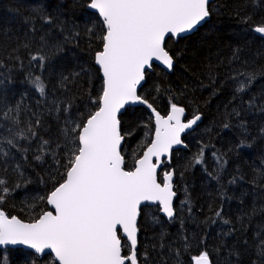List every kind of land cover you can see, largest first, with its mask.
<instances>
[{"label": "snow or ice", "instance_id": "obj_1", "mask_svg": "<svg viewBox=\"0 0 264 264\" xmlns=\"http://www.w3.org/2000/svg\"><path fill=\"white\" fill-rule=\"evenodd\" d=\"M209 4L210 0H86L82 6L94 10L96 17L95 24L85 28V35L94 36L100 43L94 55L102 74L98 97L77 105L75 96L62 99L54 92L50 94L42 76L29 72L28 83L41 97L35 108L24 105L22 99L15 104L0 102V246H29L36 258L30 264H37V260H47L48 264H152L154 258L148 250H138L141 205L151 202L168 221L178 218L173 185L176 170H164V166L171 165L173 147L184 145L181 134L197 125L201 115L196 112L184 121L185 108L171 103L169 114L162 116L138 90L147 82L154 63L173 69L178 53L173 54L168 42L201 26L212 15ZM74 6H81L79 0H74ZM33 12L41 27L32 25L38 50H29V64L43 72L46 62L63 53L65 45L75 43L81 34L74 25L69 28L59 10L55 15L41 7ZM250 19L246 17L244 22ZM57 30L62 38L54 34ZM38 31L41 34L36 36ZM252 31L264 37V20ZM15 59L19 60V56ZM233 59H239L236 52ZM259 73L264 75V69H259ZM231 78L236 82L235 93L241 106L246 104L248 111L258 107L264 112V103L258 106L255 97L247 101L243 98L257 79V70L242 67ZM67 80L62 77L61 86L65 89ZM136 104L150 110L154 128L143 125L152 138L134 167L128 169L123 145L134 132L122 124L121 114L126 106ZM229 115L239 117L241 111L234 108ZM48 116L55 118L54 131L47 123ZM230 126L228 122L223 124L224 128ZM239 126L246 131L244 121ZM260 132L264 134V128ZM238 146L243 147L244 142ZM207 147L201 146L189 166L205 164ZM211 155L218 170H222L227 161L215 152ZM30 157L38 165L52 162L47 169L51 188L46 196L35 197L30 204L25 202L33 213V219L25 222L10 216L2 205L16 190L31 183L26 174L31 167ZM158 171L162 174L159 180ZM40 181L44 182V178L40 177ZM261 181L264 168L254 170L251 183L264 188ZM235 182L234 177L230 183ZM41 202L50 205L51 210H44ZM187 203L182 201L180 207ZM187 210L191 212L190 207ZM222 211L221 208L214 215L221 217ZM257 211L264 208H253L247 215L251 217ZM223 223L230 225L231 221L223 219ZM180 227H184L183 220ZM164 236L161 233L160 242L151 247H167L169 256L174 254V264H182L181 249L187 251L190 247L188 236H181V248L166 245ZM255 236L257 255L264 259V228ZM234 254L239 256L238 252ZM157 255L159 264H168L163 252ZM190 259L193 264H213L206 249Z\"/></svg>", "mask_w": 264, "mask_h": 264}, {"label": "trees", "instance_id": "obj_2", "mask_svg": "<svg viewBox=\"0 0 264 264\" xmlns=\"http://www.w3.org/2000/svg\"><path fill=\"white\" fill-rule=\"evenodd\" d=\"M79 2L81 6H74V0H0V61L4 65L0 67V102L15 104L22 99L24 105L35 108L41 97L28 83L29 72L42 76L50 94L54 92L62 99L75 96L77 105L98 97L102 76L94 55L100 43L94 36L85 35V28L95 24L96 14L82 6L86 0ZM37 7L53 15L57 10L61 11V18L68 22L69 28L74 25L81 34L75 43L65 45L63 53L47 61L43 72L29 64L28 55L29 50H38L31 30L33 23L37 28L41 27L33 12ZM210 9V20L197 32L168 42L173 54L178 53L172 72L154 65L139 91L164 116L169 113L171 103L184 107L188 119L196 112L203 115V121L195 131L184 137L186 149L175 151L171 165L164 166V170L169 167L176 170L174 206L178 218L166 220L157 211V205L141 208L138 250L146 248L154 258L152 264H159L157 254L161 252L168 264H174V254L170 257L167 247L163 250L151 247L160 242L161 233L165 234L164 243L175 248H181L182 235L188 236L190 247L187 251L181 249L182 264H193L191 256L205 249L213 264H253L254 261L264 264L255 247V234L264 228V211H257L251 217L247 215L253 208H264V188L251 183L254 170L264 168V134L260 132L264 128V112L258 107L248 111L246 104L241 106L235 93L236 82L231 78L236 69H256L257 79L243 98L247 101L255 97L258 106L264 103V75L259 73V69H264V38L252 31L254 25L264 20V0H215ZM246 17L251 18L247 23L244 22ZM44 28L47 30V26ZM40 34L39 31L35 33L36 36ZM54 34L58 39L62 38L58 30ZM25 44H31V49L23 47ZM234 52L239 56L238 60L233 59ZM64 76L68 77L64 81L66 89L61 86ZM234 108L241 111L239 117L229 115ZM150 117L143 107L127 108L121 115L122 124L134 132L123 145L128 169L134 167L135 160L152 138L143 127L149 124L154 128ZM46 119L54 131L55 118L48 116ZM240 121L246 123V131L239 126ZM225 122L231 126L224 128ZM241 141L243 147L238 146ZM203 145L208 146L205 164L189 166ZM213 152L227 161L222 170H218L211 155ZM29 163L31 167L26 169V174L31 183L16 190L2 205L10 216H18L25 222L33 219L25 202L30 204L35 197L46 196L51 188L47 183V169L52 162L38 165L30 157ZM161 175L159 173V179ZM241 176L244 179H239ZM234 177L236 182L230 183ZM182 201L188 202L184 208L180 207ZM41 205L44 210H50L47 204L41 202ZM221 208V217H216L214 213ZM223 219L230 220L231 224H224ZM180 220L184 222L183 229ZM233 228L231 234L225 235ZM34 259L32 252L23 249L0 251V264H30ZM37 264L48 262L37 260Z\"/></svg>", "mask_w": 264, "mask_h": 264}, {"label": "water", "instance_id": "obj_3", "mask_svg": "<svg viewBox=\"0 0 264 264\" xmlns=\"http://www.w3.org/2000/svg\"><path fill=\"white\" fill-rule=\"evenodd\" d=\"M214 1H215V0H210L209 7H210V5H211ZM89 10H90V9H89ZM90 11H91L92 13L96 14L94 10H90ZM210 17H211V16H210ZM210 17H209L204 23L208 22V21L210 20ZM204 23H202L201 26H198V28L195 29V30H193L191 33L182 34V36H181L180 38H184V37H187V36H190V35L194 34L195 32H197V30H198L200 27L203 26ZM257 35H259V34H257ZM259 36H260V35H259ZM180 38H176V39H174V40L177 41V40L180 39ZM263 38H264V37H263ZM154 65H157V66L161 67L162 69H164V70L167 71L168 73H171V72H172V70H167L166 67H164L163 65H160L159 63H154ZM96 66L99 68L98 65H96ZM100 73H101V72H100ZM101 76H102V74H101ZM139 91H140V90H138V92H139ZM136 107H143V108H145V109L151 114L150 110L147 109L146 106H144V105H139V104L126 106L125 110H122V114L126 111L127 108H136ZM169 112H170V111H169ZM122 114H121V115H122ZM160 114H161V113H160ZM168 114H169V113H168ZM151 115H152V114H151ZM161 115H162V114H161ZM200 115H201V114H200ZM162 116H164V115H162ZM166 116H167V115H166ZM182 119H183L184 121H187V120H188V118H187V112H186V111H185L184 116L182 117ZM190 119H191V118H190ZM202 121H203V115H201V120L197 122V125L193 126L192 129H188V130H186L184 133L181 134V139L184 141V137H185L186 135L192 133L193 131H195V129L198 127L199 124H201ZM153 122H154V120H153ZM184 145H185V142H184ZM184 145H176V146H174V147H173V150H172V155H173V153H174L175 151H177V150L186 149V147H184ZM145 150H146V149H145ZM159 173H160V172L158 171V180H159ZM173 185H174V191H175V176H174V178H173ZM176 193H177V192H176ZM176 198H177V195H176L175 199H176ZM175 199H174V203H175ZM147 206H148V207H152V206H156V205L153 204V203H151V202H146L145 204H142V205H141V208H143V207H147ZM48 207H49L50 210H51V206L48 205ZM160 214H161L162 217H164L166 220H168L164 213L160 212ZM121 239H122V241H123V240H124V237L122 236ZM8 249H23V250H26V251H29V252H32V253L34 252V250H32V249H31L29 246H27V245H8V246H0V251H5V250H8Z\"/></svg>", "mask_w": 264, "mask_h": 264}]
</instances>
